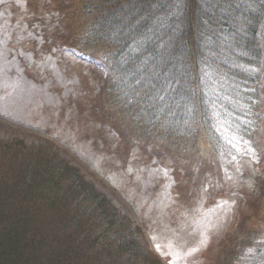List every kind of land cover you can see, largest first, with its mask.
Returning a JSON list of instances; mask_svg holds the SVG:
<instances>
[{"label": "trees", "instance_id": "trees-1", "mask_svg": "<svg viewBox=\"0 0 264 264\" xmlns=\"http://www.w3.org/2000/svg\"><path fill=\"white\" fill-rule=\"evenodd\" d=\"M50 1L65 29L52 36L106 69L80 111L110 126V150L165 141L164 151L211 158L230 177L233 164L239 175L255 166L236 250L219 264H264V0ZM0 264L163 263L132 217L54 146L11 137L0 138Z\"/></svg>", "mask_w": 264, "mask_h": 264}, {"label": "rangeland", "instance_id": "rangeland-1", "mask_svg": "<svg viewBox=\"0 0 264 264\" xmlns=\"http://www.w3.org/2000/svg\"><path fill=\"white\" fill-rule=\"evenodd\" d=\"M62 19L50 0H0V138L54 146L132 217L163 264H219L225 250H236L232 234L255 166L239 175L233 164L227 169L237 175L230 177L211 158L164 151L165 141L110 150V126L101 129L89 109L87 120L80 111L104 88L106 72L96 58L52 36L57 28L65 31ZM260 38L264 53V27ZM256 148L264 164V123Z\"/></svg>", "mask_w": 264, "mask_h": 264}]
</instances>
